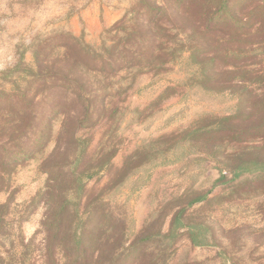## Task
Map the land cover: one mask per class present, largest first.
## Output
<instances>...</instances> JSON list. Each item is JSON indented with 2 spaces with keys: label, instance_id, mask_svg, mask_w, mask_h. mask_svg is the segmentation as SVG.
I'll return each mask as SVG.
<instances>
[{
  "label": "rangeland",
  "instance_id": "obj_1",
  "mask_svg": "<svg viewBox=\"0 0 264 264\" xmlns=\"http://www.w3.org/2000/svg\"><path fill=\"white\" fill-rule=\"evenodd\" d=\"M136 1L0 0V130L5 121L20 113L27 133L24 146L33 151L26 160L11 158L7 149L0 151V264H68L57 250L51 262L44 250L41 222L45 206L39 193L59 174L60 170L53 168L65 164L68 157L70 161L74 158L77 146L72 137L80 146L79 153L84 150L73 167L82 178L79 198L73 186L67 189L79 212L85 210L86 197L93 196L122 221L127 242L143 227L154 224L149 233L155 235L159 230L162 236L147 244L158 247L160 264H264V172L232 180L231 174L222 171L215 149L201 147L197 135L184 134L191 128L207 129V117L236 114L243 94L217 92L211 84L202 83L207 69L195 63L185 49L179 51L190 42L189 33L180 32L179 22L162 21L176 26L178 35L171 34L175 50L154 67L142 61L109 74L86 66L76 73L99 91L91 100L97 102L96 107L84 127H73L64 134L60 142L63 152L52 154L61 131L63 115L59 113L71 115L75 109L53 82L42 92V82L32 80L28 67L33 54L40 52L52 60L73 38L96 48L102 38L113 36L107 34L110 28L128 21ZM257 4L264 7V1ZM142 21L137 17L130 26ZM261 32L244 40L245 53L238 55L242 68L251 72L252 78L246 77L254 81L264 78ZM231 34L226 33L230 35L227 40ZM166 60L170 62L162 63ZM228 63L226 67L234 73L223 78L240 80L243 74ZM251 80L248 89L258 93V84ZM56 104L62 109L57 110ZM172 133L178 134L172 141H157ZM33 134L41 138L43 147L31 146ZM227 148L235 150L237 146ZM137 151L144 152L138 167L129 176L116 178L125 158ZM87 174L93 176L87 178ZM64 180L70 182L69 177ZM199 196L205 199L187 207ZM181 210L184 228L167 238L172 218ZM198 230L199 237L195 236ZM190 236L198 238L199 245H193Z\"/></svg>",
  "mask_w": 264,
  "mask_h": 264
},
{
  "label": "trees",
  "instance_id": "obj_2",
  "mask_svg": "<svg viewBox=\"0 0 264 264\" xmlns=\"http://www.w3.org/2000/svg\"><path fill=\"white\" fill-rule=\"evenodd\" d=\"M257 1L264 0H137L128 14V21L119 22L110 28L107 34L113 36L102 38L96 48L73 38L70 44L68 42L62 46V53L52 60L43 58L40 52L34 53L32 64L28 67L32 80L42 82V92L52 86L49 82H53L57 90H62L69 97L75 109L71 115L59 113L63 115L61 131L52 154L63 152L60 142L64 134L73 127H84L96 107L97 102L93 104L91 100L93 96L98 97L99 91L93 88L90 81L75 76L76 73L86 66L96 72L109 74L118 68H127L131 63L140 64L142 61L154 67L164 56L175 50L177 28L162 22L172 20L179 22L180 32L189 33L188 46L178 50L182 52L185 49L192 54L195 63L202 65L203 70L207 69L208 74L202 76V83L211 84L210 88L217 92L228 90L233 94L238 93V97L243 94L239 98L236 114L207 117V129L191 128L184 134L190 137L197 135L201 139V147L215 149L222 171L231 174L232 180L249 175L259 176L264 172V78L260 76L255 81L247 78L246 74L251 75V72L246 71L247 67L242 68L244 63L238 57L245 53L246 48L242 47L244 40L260 31L264 33V7L257 4ZM137 17L143 18L142 23L136 27L130 26L131 21ZM227 32H232L229 40L226 39L230 36L226 35ZM173 33L175 37L171 36ZM199 37L203 39L202 42L197 41ZM91 61L97 64H91ZM228 61L231 67L243 74L240 80L223 78L225 74L234 73L226 67L229 66ZM168 62L166 60L162 63ZM250 80L258 84V93L248 89L247 83ZM235 88L240 91H232ZM98 105L101 108L102 104ZM55 108L61 110L62 106L56 104ZM22 128L23 117L20 113L16 118L12 116L11 120L5 121L0 130V137H4V140H0V151L7 149L11 158L21 157L26 160L33 151L24 146L23 140L27 133ZM37 136L31 135V146L41 148L44 145ZM177 136L174 133L163 135L157 141L170 142ZM72 142L77 146L74 158L70 161L68 157L65 164L55 166L53 170H60L59 174L51 178V183L39 193V201L45 206L41 228L45 234L44 250L49 253V260L54 262L57 250L68 264H160L162 256L158 247L153 248L147 244L151 238L162 236L159 230L155 235L149 233L154 224L146 225L131 242H127L122 221L113 217L107 208H102L93 196L86 197L83 212H79L76 204L71 203L67 189L73 186L79 198L82 178L73 167L84 151L82 148L79 153L80 146L73 137ZM230 145L237 146V149L229 150L227 147ZM143 154L137 151L126 157L115 177L129 176L138 167ZM103 167L100 166V169ZM46 173L52 177L51 172L46 170ZM92 176L87 174L85 177ZM65 177H69L70 182H66ZM204 199L205 196L192 199L187 207ZM183 211L173 216L167 238L173 237L179 227L184 228L180 224ZM199 231L195 236H200ZM190 239L193 245H199L198 238L190 236Z\"/></svg>",
  "mask_w": 264,
  "mask_h": 264
}]
</instances>
